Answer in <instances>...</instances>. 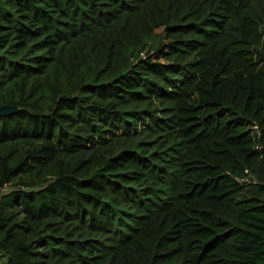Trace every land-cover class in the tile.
I'll return each mask as SVG.
<instances>
[{"label": "trees", "instance_id": "1", "mask_svg": "<svg viewBox=\"0 0 264 264\" xmlns=\"http://www.w3.org/2000/svg\"><path fill=\"white\" fill-rule=\"evenodd\" d=\"M3 264H264V0H0Z\"/></svg>", "mask_w": 264, "mask_h": 264}, {"label": "water", "instance_id": "2", "mask_svg": "<svg viewBox=\"0 0 264 264\" xmlns=\"http://www.w3.org/2000/svg\"><path fill=\"white\" fill-rule=\"evenodd\" d=\"M15 109L12 104H0V114H7Z\"/></svg>", "mask_w": 264, "mask_h": 264}, {"label": "crops", "instance_id": "3", "mask_svg": "<svg viewBox=\"0 0 264 264\" xmlns=\"http://www.w3.org/2000/svg\"><path fill=\"white\" fill-rule=\"evenodd\" d=\"M5 262V257L4 256H1L0 257V264H3Z\"/></svg>", "mask_w": 264, "mask_h": 264}]
</instances>
